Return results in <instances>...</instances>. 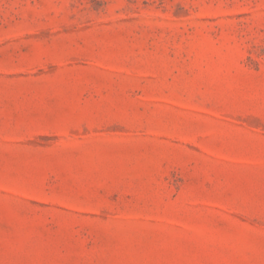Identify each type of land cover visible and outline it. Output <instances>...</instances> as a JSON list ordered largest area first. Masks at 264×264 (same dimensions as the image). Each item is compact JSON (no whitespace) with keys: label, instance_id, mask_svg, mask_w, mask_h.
<instances>
[{"label":"rangeland","instance_id":"obj_1","mask_svg":"<svg viewBox=\"0 0 264 264\" xmlns=\"http://www.w3.org/2000/svg\"><path fill=\"white\" fill-rule=\"evenodd\" d=\"M0 264H264V0H0Z\"/></svg>","mask_w":264,"mask_h":264}]
</instances>
